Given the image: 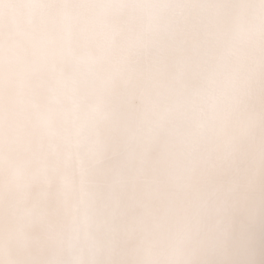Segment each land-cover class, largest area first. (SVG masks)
<instances>
[{"label":"snow or ice","instance_id":"snow-or-ice-1","mask_svg":"<svg viewBox=\"0 0 264 264\" xmlns=\"http://www.w3.org/2000/svg\"><path fill=\"white\" fill-rule=\"evenodd\" d=\"M0 264H264V0H0Z\"/></svg>","mask_w":264,"mask_h":264}]
</instances>
